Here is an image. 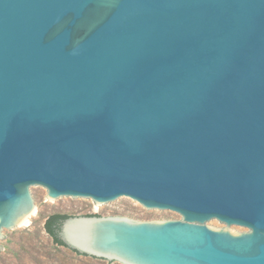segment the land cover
Segmentation results:
<instances>
[{
	"label": "water",
	"instance_id": "1",
	"mask_svg": "<svg viewBox=\"0 0 264 264\" xmlns=\"http://www.w3.org/2000/svg\"><path fill=\"white\" fill-rule=\"evenodd\" d=\"M45 195L181 216L68 217L81 255L264 264V0H0V255Z\"/></svg>",
	"mask_w": 264,
	"mask_h": 264
},
{
	"label": "rangeland",
	"instance_id": "2",
	"mask_svg": "<svg viewBox=\"0 0 264 264\" xmlns=\"http://www.w3.org/2000/svg\"><path fill=\"white\" fill-rule=\"evenodd\" d=\"M52 214L70 217L121 216L138 221L181 219L175 212L149 210L128 198H117L112 202L98 205L91 199L59 197L50 200L45 195L35 205L25 224L10 229L0 255V264H121L81 255L68 247L55 244L44 229L45 220ZM205 225L212 228L226 227L225 224L213 219L207 221ZM228 228L248 230L234 225Z\"/></svg>",
	"mask_w": 264,
	"mask_h": 264
},
{
	"label": "trees",
	"instance_id": "3",
	"mask_svg": "<svg viewBox=\"0 0 264 264\" xmlns=\"http://www.w3.org/2000/svg\"><path fill=\"white\" fill-rule=\"evenodd\" d=\"M94 216V215H88ZM70 216L62 214H52L47 217L44 223V229L46 233L52 238L53 242L60 246H65L57 237V232L59 229L60 223ZM66 247V246H65ZM73 251V250H72ZM75 252V251H74ZM77 253V252H76Z\"/></svg>",
	"mask_w": 264,
	"mask_h": 264
},
{
	"label": "bare ground",
	"instance_id": "4",
	"mask_svg": "<svg viewBox=\"0 0 264 264\" xmlns=\"http://www.w3.org/2000/svg\"><path fill=\"white\" fill-rule=\"evenodd\" d=\"M28 216H29V215H28ZM28 216H27V217H28ZM27 217H25V218L21 221L20 224H25V223L27 222V221H26V220H27Z\"/></svg>",
	"mask_w": 264,
	"mask_h": 264
}]
</instances>
